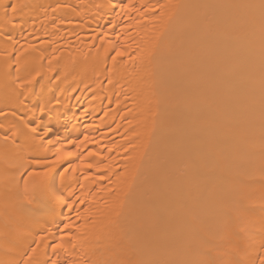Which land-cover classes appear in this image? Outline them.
Returning <instances> with one entry per match:
<instances>
[{"label":"bare ground","instance_id":"bare-ground-1","mask_svg":"<svg viewBox=\"0 0 264 264\" xmlns=\"http://www.w3.org/2000/svg\"><path fill=\"white\" fill-rule=\"evenodd\" d=\"M168 3L0 0V230L6 216L28 225L9 236L15 241L10 252L0 237V260L24 264L35 247V264L196 261L201 253L177 222L183 210L175 205L190 203L189 191L195 196L205 186L209 198L196 204L194 228L218 234L238 182L255 174L250 256L258 264L264 252L259 9L161 8L153 14L156 5ZM252 16L256 22L248 24ZM196 17H206L208 26H193ZM24 125L36 128L35 136ZM13 133L19 138L6 147L3 137ZM5 151L10 161L32 164L9 174H23L29 184H38L46 171L35 160L73 153L49 164L57 178L68 169L63 201L37 195L30 213L21 209L22 197L6 179ZM209 167L212 180L205 175ZM29 171L38 175L28 177ZM23 187L20 180V192ZM147 195L159 209L149 240L136 227L149 215L142 209ZM151 223L146 219V226Z\"/></svg>","mask_w":264,"mask_h":264},{"label":"snow or ice","instance_id":"snow-or-ice-1","mask_svg":"<svg viewBox=\"0 0 264 264\" xmlns=\"http://www.w3.org/2000/svg\"><path fill=\"white\" fill-rule=\"evenodd\" d=\"M13 10L17 7L13 5ZM122 7L127 8L128 5H122ZM233 8V9H259V29H260V50H261V105H262V129H261V142H260V160L261 165L259 169V201L264 204V0H259L258 3H239V4H180L174 2V0H169L167 5H156L153 9V14L157 9L169 8L173 11H179L182 8ZM256 18L254 16L247 19L248 24H254ZM193 26H204L207 27L209 20L206 17H196L191 21ZM117 55H123V53L117 51ZM18 70L19 67L17 66ZM39 75V73H37ZM35 77H32L34 79ZM21 103H23L21 101ZM43 111V108L41 109ZM4 115L3 112H0V116ZM15 115V113H13ZM23 124V120L20 121ZM27 128L28 133L31 136H35L36 128H29L27 125H24ZM45 136L48 135L46 131ZM19 136L17 133H13L12 137L5 135L3 141L7 147L10 141L14 142L15 139H18ZM41 143H43V137L40 138ZM27 143V139L25 140ZM49 143H52L51 141ZM72 143V141H69ZM175 139L169 141V144H175ZM74 155L71 152L64 153L63 156H56L55 161L47 162L41 161L39 159L35 160L33 163L43 166L46 171L41 174V181L36 184H29L28 179L23 175L13 176L9 175L17 168H23L27 171L28 168L32 167V164H24L21 161H10L9 154L5 151L2 156L5 163V172L6 179L14 181V187L17 192L20 193L22 199L20 200L19 207L25 212L30 213L31 205L33 204L34 198L37 195H41L45 198L54 199L57 201H63V194L61 192V186L65 180V174L68 172V169L65 168L63 172L59 174L57 178L53 167H49V164L55 165L59 163L61 159L67 156ZM164 163H167L168 156L166 151L164 152ZM73 170L75 165H69ZM90 167V165H88ZM38 175L34 171L27 172L28 177ZM205 175L209 180L215 178V169L206 168ZM20 180H24V187L22 192L19 189ZM257 177L255 174L248 175L244 179L238 182V187L236 189L233 206L229 209H226L223 212L224 220L221 227V230L218 234L207 235L199 230H195L194 225L196 224V214L195 207L196 204L200 201H207L209 198V193L205 186H200L197 190V194L194 196L191 191H189L187 199L190 203H177L176 208L183 210V216L180 218L178 223H184L187 232L191 235L194 240L197 249L201 253V258L192 261V262H181V264H256L255 261L251 259L250 249L252 247L255 232L254 225L255 221L250 215V205L253 203V197L257 194V189L254 187ZM69 208L73 205L68 204ZM119 207V206H118ZM142 209L146 214H149L145 219L138 218L137 223V232L142 235L145 240H149L152 237V233L157 230L158 222L156 217L159 213V209L153 197L147 195L144 199ZM120 213H117V218ZM146 219L151 220L152 223L150 227L146 226ZM261 235L262 242L260 247L264 248V218L261 219ZM28 225L21 224L18 221L14 220L12 217H5L3 222L2 230H0V237L4 239V248L6 253L11 251V245L15 243L14 240H10L9 236L13 231L17 234L21 231L22 228L27 227ZM71 227V224H65L64 229ZM243 240L241 245L240 241ZM63 245L54 244L53 248H61ZM37 249L33 247L30 252H26L24 264H35L33 256L36 253ZM0 264H12L9 260H0ZM51 264H59L57 260H53ZM104 264H127L123 259H112L110 262L106 261ZM135 264H170L168 261H156V260H137ZM258 264H264V252L259 255Z\"/></svg>","mask_w":264,"mask_h":264}]
</instances>
